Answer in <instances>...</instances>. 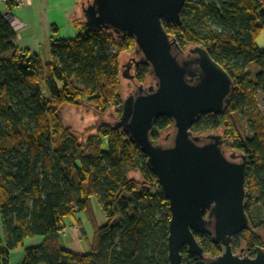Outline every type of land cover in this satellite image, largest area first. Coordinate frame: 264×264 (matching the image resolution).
<instances>
[{"label": "trees", "instance_id": "obj_1", "mask_svg": "<svg viewBox=\"0 0 264 264\" xmlns=\"http://www.w3.org/2000/svg\"><path fill=\"white\" fill-rule=\"evenodd\" d=\"M179 16V24L162 23L165 31L181 48H204L234 84L222 110L203 112L190 130L220 129L222 148L246 156L244 211L250 226L257 227L248 210L254 202L264 209V47L256 43L264 30V2L184 0ZM133 46L129 35L80 25L73 37L50 40L49 60L42 62L15 45L0 11V264L36 236L40 242L23 247L19 264H168L167 199L136 144L102 120L110 109L120 114L119 55ZM148 70L137 63L134 79L143 82ZM63 105L90 109L98 119L76 131L63 125ZM233 112L247 118L245 138L231 121ZM166 128L171 132L167 116L155 118L150 138L156 142ZM92 197L102 224L96 221ZM76 213L91 228L85 252L61 241L64 218ZM250 226L232 236V251L244 243L252 254L262 244ZM263 226L264 221L258 224ZM79 229L83 232L80 223ZM194 235L202 254H188L182 247L179 264H205L221 253L210 233Z\"/></svg>", "mask_w": 264, "mask_h": 264}, {"label": "water", "instance_id": "obj_2", "mask_svg": "<svg viewBox=\"0 0 264 264\" xmlns=\"http://www.w3.org/2000/svg\"><path fill=\"white\" fill-rule=\"evenodd\" d=\"M77 2L84 27L133 39L131 58L120 65V76L132 86L111 127L120 128L136 144L167 199L168 264L180 263L182 247L200 256L202 248L194 234L206 232L222 251L206 258L205 264H264V243L254 248L252 256H238L231 249L232 236L249 227L244 211L246 156L225 152L218 132L193 134L190 130L203 112L222 110L234 84L204 48L195 45L183 54V48L165 31L163 22L180 23L184 0ZM136 55L138 62L149 66L148 78L141 83L134 80V66L128 69L125 64ZM159 116L171 120V132L162 130L154 142L150 132Z\"/></svg>", "mask_w": 264, "mask_h": 264}, {"label": "crops", "instance_id": "obj_3", "mask_svg": "<svg viewBox=\"0 0 264 264\" xmlns=\"http://www.w3.org/2000/svg\"><path fill=\"white\" fill-rule=\"evenodd\" d=\"M0 11H8L22 22V26L14 37L15 45L29 54H37L43 62L49 60L48 44L50 40L73 37L80 25H83V16L77 0H28V3L23 6L10 8L0 3ZM94 201L99 206L96 198ZM71 217L73 221L75 219L80 221L79 217L74 218V215ZM99 222L98 224L104 222L103 214L99 215ZM79 223L81 224V222ZM69 232L75 235V232ZM2 235L3 231L0 223V236ZM79 238L83 239L87 251L88 239L84 237L83 233L77 239ZM40 240V236L25 239L21 246L13 250L21 251L24 246L36 245ZM75 244V248L79 250L80 245H77V242ZM10 252L8 253V258ZM79 252L85 251L80 250ZM19 253H22V257L18 255L14 259L15 264H19L18 262L23 258V251Z\"/></svg>", "mask_w": 264, "mask_h": 264}, {"label": "rangeland", "instance_id": "obj_4", "mask_svg": "<svg viewBox=\"0 0 264 264\" xmlns=\"http://www.w3.org/2000/svg\"><path fill=\"white\" fill-rule=\"evenodd\" d=\"M82 15V13H81ZM82 27H84V25H82ZM256 43L258 46L260 47H264V30H262L259 35L256 38ZM188 47H192V45L186 46L185 48H183L184 51H186V49ZM133 53V48L127 51H124L122 53H120L119 55V73L121 72L120 70V65L123 64L125 61H127V59L131 56V54ZM41 60V58H40ZM42 61V60H41ZM43 62V61H42ZM251 74H253V69L251 70ZM132 86L131 81L128 80L127 78H122L120 76L119 79V93L121 95L122 98H124L127 94V90ZM257 102L258 104L261 103V95L258 94L257 95ZM119 108V107H118ZM61 120L63 125L65 126H70L71 128H73L76 131H82L85 127L92 125L95 120H97L98 118H96L95 115H92L90 109H86V108H81V107H75L72 105H63L61 107ZM119 115L116 114V112L113 109H110L108 111H106L105 115L103 116L102 120L105 121L106 123L112 124V122L118 118ZM230 118L231 121L234 125V127L236 128V130L238 131L239 135L242 138H245L246 136H248L249 134V129H248V123H247V118L243 113L240 112H233L230 114ZM209 132H218L221 133L220 129H218L217 131H209ZM224 150H230L229 148H224ZM133 176H138L137 174H131ZM257 192L254 193V195H256ZM94 197L91 198V205L93 206V210H94V214H95V218L97 220V223L99 222V215L102 214L99 206L97 205V203L94 201ZM249 216H250V220L257 225V227H251L250 224L249 226L252 229L253 234L262 242V244L264 243V226L263 227H258V224L262 221H264V209L261 207V205L257 202H254L253 205L249 208L248 210ZM80 218V222L83 228V232L80 231L79 229V221L78 220H74L72 219L71 216H66L64 218V223H65V231H63L64 233L61 234V241H62V245L68 249H72V250H77V251H86L85 249V243L83 242L82 238L77 239L79 236H81V234H84V237H86L87 239L90 238V234H91V228L89 226V224L87 223V221L84 219L83 214L82 213H76L74 215V218ZM104 218V217H103ZM73 221V222H72ZM102 222V221H101ZM77 229H75V226ZM75 232V235L70 234V232ZM77 238H76V237ZM74 238V239H73ZM76 238V239H75ZM72 240V241H71ZM75 242H77V245H80L79 250L75 248L76 244ZM241 247H244V243H241ZM22 251V250H21ZM21 251H11L9 254V260L7 264H15V258L18 255H21L22 257V253H19ZM234 251V250H233ZM238 253V249L235 250ZM22 261V259L18 262L20 263Z\"/></svg>", "mask_w": 264, "mask_h": 264}, {"label": "built area", "instance_id": "obj_5", "mask_svg": "<svg viewBox=\"0 0 264 264\" xmlns=\"http://www.w3.org/2000/svg\"><path fill=\"white\" fill-rule=\"evenodd\" d=\"M0 3L5 4L7 8H10V7L23 6L28 3V0H0ZM8 3L10 4L9 6L7 5ZM7 12L8 11H2V15L8 21V24L10 25L12 31L14 32V37H15L19 28L22 26V22L15 16L6 15ZM118 109L120 110V107ZM155 186L160 187L158 183ZM75 229H77L76 226ZM63 231L64 229H62L60 232L63 233Z\"/></svg>", "mask_w": 264, "mask_h": 264}, {"label": "flooded vegetation", "instance_id": "obj_6", "mask_svg": "<svg viewBox=\"0 0 264 264\" xmlns=\"http://www.w3.org/2000/svg\"><path fill=\"white\" fill-rule=\"evenodd\" d=\"M186 51L183 52V54H185ZM131 58V57H130ZM134 58V57H133ZM137 63H141V62H138L137 60V55H136V58H134V61L133 62H130V63H125V64H128V69H130L132 66L135 67V65ZM134 67H133V71H134ZM134 76V75H133ZM135 80V79H134ZM140 83V82H138ZM262 245V244H261ZM234 254L238 255V256H252L254 254V249L252 251V254H249V251L247 250V248H244V247H239L238 248V253L234 250L233 251Z\"/></svg>", "mask_w": 264, "mask_h": 264}]
</instances>
